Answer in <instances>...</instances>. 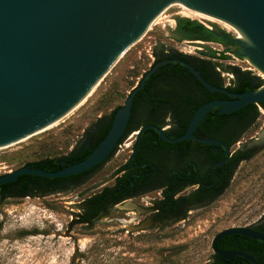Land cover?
I'll list each match as a JSON object with an SVG mask.
<instances>
[{
  "label": "flooded vegetation",
  "instance_id": "obj_1",
  "mask_svg": "<svg viewBox=\"0 0 264 264\" xmlns=\"http://www.w3.org/2000/svg\"><path fill=\"white\" fill-rule=\"evenodd\" d=\"M180 14L171 12L165 16L175 15V32L182 40L200 44L195 46L198 50L208 48L209 43L239 45L235 41L238 37L229 32L201 22L206 29H199ZM221 51L219 55L228 58L226 55H231L232 48ZM213 55L156 42L155 49L147 50L146 66H132L121 80L123 83L111 87L116 103L107 111H100L92 126L82 129L91 131L60 156L65 157L59 162L61 168L34 167L57 171L86 159L111 129L117 110L133 94L127 125L109 157L78 174L57 177L61 179L54 181L38 180L32 193H61L83 186L86 194L83 209L89 206L92 197L110 190L105 198L108 208L132 198L147 197L153 201L152 217L160 222L191 221L190 215L199 217L200 210L235 186L242 165L259 154V111L264 113L262 102L229 113L213 107L192 129V137L182 139L204 104L235 100V95L259 89L260 78L252 67L231 62L228 66L217 65L210 58ZM93 132L94 141L87 142ZM114 159L117 164L109 184L96 191L89 189L87 184ZM233 227L247 228L264 237V213L251 223ZM211 248L210 264H264V239L249 234L235 233L219 239L217 248L226 257L216 252L212 244Z\"/></svg>",
  "mask_w": 264,
  "mask_h": 264
},
{
  "label": "rangeland",
  "instance_id": "obj_2",
  "mask_svg": "<svg viewBox=\"0 0 264 264\" xmlns=\"http://www.w3.org/2000/svg\"><path fill=\"white\" fill-rule=\"evenodd\" d=\"M171 12H181L185 18L217 26L215 29L234 36L225 26L200 18L184 6H168L79 106L54 126L0 148V175L31 162L67 154L91 131L82 129L92 126L100 111H107L116 103L111 87L122 84L132 66L145 67L149 61L147 50L155 49L156 42L192 53L213 52L210 58L215 64L228 66L231 62L252 67L264 80L263 72L247 57L243 58L238 45L209 43L208 48L198 50L195 46L200 44L180 39L175 32V15L165 16ZM229 46L232 51L226 55L228 58L219 55ZM259 114V154L242 165L231 190L200 210L199 217L190 215L191 221L160 222L152 217V199L137 197L111 206L93 223H80L78 215L86 197L83 186L24 197L3 198L0 194V264H210L211 244L217 233L251 223L264 213V113ZM116 164L115 159L109 160L87 187L96 191L109 184Z\"/></svg>",
  "mask_w": 264,
  "mask_h": 264
},
{
  "label": "water",
  "instance_id": "obj_3",
  "mask_svg": "<svg viewBox=\"0 0 264 264\" xmlns=\"http://www.w3.org/2000/svg\"><path fill=\"white\" fill-rule=\"evenodd\" d=\"M175 1L0 0V148L72 110ZM180 1L234 33L243 56L264 72V0ZM235 96V100L201 106L182 139L192 137V129L213 107L229 113L250 103H264V84ZM132 99L133 94L117 110L111 129L86 159L57 171L27 164L0 175V185L24 174L67 177L99 165L126 127ZM235 233L264 239L247 228L233 227L215 236L213 249L226 257L217 242Z\"/></svg>",
  "mask_w": 264,
  "mask_h": 264
},
{
  "label": "trees",
  "instance_id": "obj_4",
  "mask_svg": "<svg viewBox=\"0 0 264 264\" xmlns=\"http://www.w3.org/2000/svg\"><path fill=\"white\" fill-rule=\"evenodd\" d=\"M194 25H197L199 29H206L202 24L197 21H191ZM264 84L263 79H259V83L257 88H260ZM95 134L94 132L90 134V139L87 142L94 141ZM65 157H53L45 160H40L36 162L28 163L31 166H40L43 168H61L58 167L59 162L64 160ZM47 170V169H45ZM56 179L61 178H45L37 175L32 174H24L20 175L19 178L11 183H6L0 185V194L3 198L6 197H24L30 195L35 188V182L38 180H46V181H54ZM19 189V191H18ZM110 190H106L105 193H102L96 197H92L89 200V206L86 208H81L82 212L78 215L80 223L90 224L93 223L95 220L99 219L102 215H104L107 210L109 209L106 205V195L109 193Z\"/></svg>",
  "mask_w": 264,
  "mask_h": 264
},
{
  "label": "bare ground",
  "instance_id": "obj_5",
  "mask_svg": "<svg viewBox=\"0 0 264 264\" xmlns=\"http://www.w3.org/2000/svg\"><path fill=\"white\" fill-rule=\"evenodd\" d=\"M184 6V7H186L188 10H190V11H192L195 15H197L198 17H200V18H203V19H207V20H209V21H214V20H212V19H210V18H208V17H205V16H202V15H199L194 9H192V8H190V7H188V6H186V4H184L183 2H181L180 0H176L175 2H173V3H171L169 6L171 7V6ZM256 67V66H255ZM257 68V67H256ZM260 70V69H259ZM261 71V70H260ZM262 75H264V72L262 73ZM98 84V83H97ZM96 84V85H97ZM95 87V86H94ZM93 90V89H92ZM91 90V91H92ZM90 91V92H91ZM90 92L74 107V108H76L77 106H79L82 102H83V100L90 94ZM73 108V109H74ZM71 111V110H70ZM68 114V113H67ZM65 116V115H64ZM63 116V117H64ZM63 117H61V118H63ZM60 118V119H61ZM60 119H58V120H56V121H54L53 123H51V124H49L48 126H46V127H44L43 129H41V130H39L38 132H41V131H43V130H45V129H47V128H49V127H51V126H54L55 124H57L58 123V121L60 120ZM38 132H36V133H38ZM36 133H34V134H36ZM33 135V134H32ZM32 135H30V136H32ZM30 136H27V137H25V138H23V139H21V140H18L17 142H15V143H12V144H10V145H8V146H11V145H14V144H16V143H19V142H21V141H24V140H26L27 138H29ZM1 148H3V147H1Z\"/></svg>",
  "mask_w": 264,
  "mask_h": 264
}]
</instances>
